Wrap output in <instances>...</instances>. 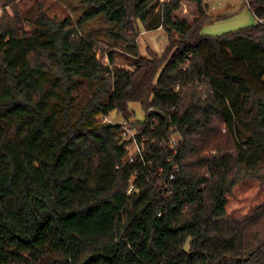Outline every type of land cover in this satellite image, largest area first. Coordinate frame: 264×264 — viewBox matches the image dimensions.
Wrapping results in <instances>:
<instances>
[{"label": "trees", "instance_id": "1", "mask_svg": "<svg viewBox=\"0 0 264 264\" xmlns=\"http://www.w3.org/2000/svg\"><path fill=\"white\" fill-rule=\"evenodd\" d=\"M16 1L0 0V264H264V0L212 36L204 0H78L76 26ZM96 17L126 66L81 31ZM158 28L164 54H139ZM132 101L144 166L96 123Z\"/></svg>", "mask_w": 264, "mask_h": 264}, {"label": "rangeland", "instance_id": "2", "mask_svg": "<svg viewBox=\"0 0 264 264\" xmlns=\"http://www.w3.org/2000/svg\"><path fill=\"white\" fill-rule=\"evenodd\" d=\"M77 2L78 0H17L15 6L23 18L31 17L40 7L49 17L56 20H67L76 26V22L82 11V6ZM204 5L210 21L202 25L200 32L206 35H221L249 26L256 21V17L245 4L244 0H204ZM8 10L12 13L14 9L8 8ZM1 15L2 9L0 8ZM108 25L101 18L96 17L87 20L81 25L80 29L82 32L87 31L91 33L93 38L98 39L99 44L105 43V45L114 46L116 64L126 66L129 62V56L124 53V47L121 42H113L106 34L104 28ZM167 45L168 35L162 28L144 30L139 37L138 53L148 55V52L151 51L160 57L164 54ZM101 52L98 49L96 56L100 57L107 64L108 59L105 55H100ZM128 108L132 113L129 120L126 121L127 125H138V123H135L136 121L140 122L144 120L145 110L140 102L132 101L128 104ZM110 114L113 121H123V117L115 111H112Z\"/></svg>", "mask_w": 264, "mask_h": 264}, {"label": "built area", "instance_id": "3", "mask_svg": "<svg viewBox=\"0 0 264 264\" xmlns=\"http://www.w3.org/2000/svg\"><path fill=\"white\" fill-rule=\"evenodd\" d=\"M98 124H105V123H111V124H120L122 131L121 135L125 141H127V154L126 157L129 161L134 160L138 157L139 162L144 166L145 165V157H144V145L143 143H139L137 134L140 132L142 125H127L126 120L123 118L122 122H115L112 120L111 114H98L97 115V121ZM176 135L173 134V138L171 141H174ZM133 148V149H131ZM134 176L131 178V183L128 188V192H131L132 190L136 189L135 183H134ZM172 178V175H171Z\"/></svg>", "mask_w": 264, "mask_h": 264}]
</instances>
